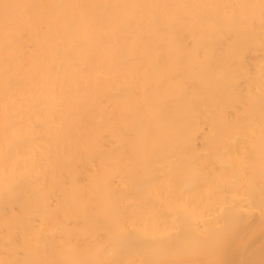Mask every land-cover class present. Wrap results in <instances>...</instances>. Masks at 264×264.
<instances>
[{"label":"bare ground","instance_id":"bare-ground-1","mask_svg":"<svg viewBox=\"0 0 264 264\" xmlns=\"http://www.w3.org/2000/svg\"><path fill=\"white\" fill-rule=\"evenodd\" d=\"M0 264H264V0H0Z\"/></svg>","mask_w":264,"mask_h":264}]
</instances>
